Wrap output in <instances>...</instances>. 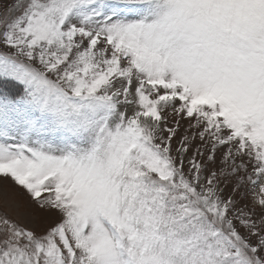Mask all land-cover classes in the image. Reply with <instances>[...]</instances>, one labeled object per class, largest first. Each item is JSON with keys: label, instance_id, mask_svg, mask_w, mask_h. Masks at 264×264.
<instances>
[{"label": "snow or ice", "instance_id": "snow-or-ice-1", "mask_svg": "<svg viewBox=\"0 0 264 264\" xmlns=\"http://www.w3.org/2000/svg\"><path fill=\"white\" fill-rule=\"evenodd\" d=\"M0 264H264V0H0Z\"/></svg>", "mask_w": 264, "mask_h": 264}, {"label": "rangeland", "instance_id": "rangeland-1", "mask_svg": "<svg viewBox=\"0 0 264 264\" xmlns=\"http://www.w3.org/2000/svg\"><path fill=\"white\" fill-rule=\"evenodd\" d=\"M27 209L31 212H33L34 214L38 215V216H42L43 215V212L41 209L38 208V206L34 203H28L26 205Z\"/></svg>", "mask_w": 264, "mask_h": 264}]
</instances>
